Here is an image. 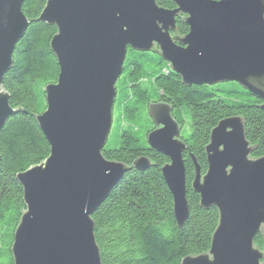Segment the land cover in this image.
<instances>
[{
    "label": "water",
    "instance_id": "water-1",
    "mask_svg": "<svg viewBox=\"0 0 264 264\" xmlns=\"http://www.w3.org/2000/svg\"><path fill=\"white\" fill-rule=\"evenodd\" d=\"M173 1L169 9L157 0H46L38 20L56 26L49 45L59 73L46 85V108L35 118L50 151L16 174L26 209L14 231L13 264H101L92 213L125 172L152 165L147 156L126 165L102 154L128 46L158 47L187 85L236 81L261 98L264 108V0ZM22 3L0 0V129L17 111L2 82L29 23ZM180 15L188 26L184 35L176 34ZM171 109L163 101L149 104L154 129L146 138L168 158L160 170L182 227L189 214L186 145ZM252 149L240 116L212 128L208 167L201 174L194 161L192 188L202 207L216 206L218 223L209 250L180 264H264V253L253 243L264 232V155L252 157Z\"/></svg>",
    "mask_w": 264,
    "mask_h": 264
},
{
    "label": "trees",
    "instance_id": "trees-1",
    "mask_svg": "<svg viewBox=\"0 0 264 264\" xmlns=\"http://www.w3.org/2000/svg\"><path fill=\"white\" fill-rule=\"evenodd\" d=\"M45 3L23 0L21 10L29 23L14 46L13 63L2 82L8 103L17 111L0 129V264H13L14 231L26 209L16 174L42 162L50 151L35 118L46 108V85L55 82L59 73L49 45L56 26L38 20ZM157 3L175 7L173 0ZM187 31L183 15L177 16L176 34ZM114 86L112 124L102 154L126 165L147 156L152 165L144 170L130 168L92 213L101 264H180L186 256L207 252L219 214L216 206L199 204V194L192 188L194 161L204 174L212 128L235 115L244 121L246 139L253 147L250 155L263 156V100L236 81L185 84L156 46L148 51L128 46ZM153 101L172 107L186 145L182 157L189 214L182 227L177 225L173 197L160 170L168 158L151 148L146 138L154 129L147 112ZM253 243L264 253L263 231L255 234Z\"/></svg>",
    "mask_w": 264,
    "mask_h": 264
}]
</instances>
